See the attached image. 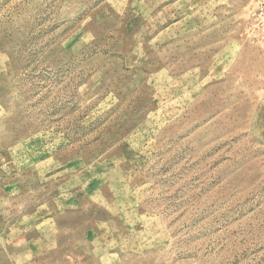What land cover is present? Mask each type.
<instances>
[{
  "label": "rangeland",
  "instance_id": "obj_1",
  "mask_svg": "<svg viewBox=\"0 0 264 264\" xmlns=\"http://www.w3.org/2000/svg\"><path fill=\"white\" fill-rule=\"evenodd\" d=\"M0 264H264V0H0Z\"/></svg>",
  "mask_w": 264,
  "mask_h": 264
}]
</instances>
